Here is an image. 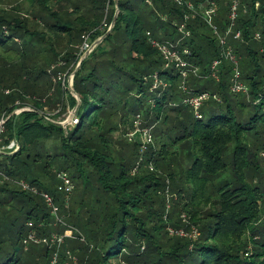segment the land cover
<instances>
[{"label": "trees", "instance_id": "obj_1", "mask_svg": "<svg viewBox=\"0 0 264 264\" xmlns=\"http://www.w3.org/2000/svg\"><path fill=\"white\" fill-rule=\"evenodd\" d=\"M22 1L0 0L2 139L20 146L0 161V264H264V0H237L228 34L232 0H185L196 13L175 0ZM153 43L175 46L185 79ZM75 70L78 99L59 80ZM202 94L196 115L183 101ZM71 112L76 125L56 123Z\"/></svg>", "mask_w": 264, "mask_h": 264}, {"label": "built area", "instance_id": "obj_2", "mask_svg": "<svg viewBox=\"0 0 264 264\" xmlns=\"http://www.w3.org/2000/svg\"><path fill=\"white\" fill-rule=\"evenodd\" d=\"M180 6H186L187 10H189L190 12H195L196 9L193 7L192 4L190 3H186L185 0H175ZM233 2L231 3V11L233 13L231 19H232V25L234 24L233 21H235L236 19V11L238 9V2L237 0H232ZM218 12V6L215 3H211L209 8L206 9L205 13H204V20L206 22V24L209 26V28L214 32L217 33V29L214 25V19L216 18ZM196 13V12H195ZM189 18V16H186L185 19L187 20ZM178 31L180 33H182L184 36L189 35L188 33H186L185 30V25H181L178 27ZM228 33H230V30L228 31ZM227 33V34H228ZM235 38H239V34L235 35ZM221 39V38H220ZM224 39V38H222ZM225 44V39L224 41H221V45ZM153 46L156 47L158 49V51L161 53V55L163 56L164 60L166 61L167 65L169 66L171 64L175 65V69L177 70V72L185 79L187 77V73H188V65L186 63V61H184V59L182 58V56L179 54V52H176L173 50V48L175 47L174 45L169 46V45H164V44H160V43H153ZM183 55H189V51L188 50H183ZM226 57H229L231 60H233V57L230 56L229 53L226 52ZM218 63L215 62L213 65V69H215L216 65ZM63 79L62 83L65 84L66 83V78H62L61 76H59V80ZM240 79V73L239 71H237L235 69L234 72V84L232 86V91L235 93H244L247 91V89L240 83L239 81ZM189 94V93H188ZM209 99V94H202L199 96H189L186 97L185 100L183 101L185 106L188 107H192L194 109V111L197 113L196 115H198V111L201 107V105L207 101ZM46 111V110H45ZM72 113L69 114V116ZM49 115V114H47ZM5 115H3L2 118H0V161H1V157L2 156H6V155H13L14 153L18 152L20 150V146L18 144V142L14 139L11 140L8 144H4L3 143V135L6 131L5 129ZM47 120H49V118H47ZM67 122L64 124H61L63 126H67V125H76L77 124V119L75 118V115L73 113V116L71 115L70 118H67ZM50 121V120H49ZM66 121V120H65ZM64 121V122H65ZM139 130V129H138ZM143 136H142V149L145 150L146 149V145L150 144L152 142V137L150 135V132L148 129H143L142 132ZM132 135H129V138H131ZM58 178L59 180H61V182H63V185L59 188V190H63L69 197V195L72 193L73 191V184L71 182V180L68 178V176L65 173H60L58 174ZM23 188L25 190L28 189V186L22 184ZM44 198L46 199V202L48 204V206L50 208H52V214L56 217H58L57 213H58V208L55 207V205L53 204L51 198L47 195H43ZM58 222H61L60 219H58ZM29 227H32V224H28ZM176 233L177 232H173ZM181 234H183V232H179ZM69 235H65V237H67ZM29 240L31 241H37V243L39 242V240H37L36 236L32 233L29 236ZM64 240V236L60 237V236H52L51 238V242L53 244L57 245V248L61 246V244L63 243ZM42 243H48V240L44 239L42 240ZM56 263V258L54 257L53 261L51 264H55Z\"/></svg>", "mask_w": 264, "mask_h": 264}, {"label": "rangeland", "instance_id": "obj_3", "mask_svg": "<svg viewBox=\"0 0 264 264\" xmlns=\"http://www.w3.org/2000/svg\"><path fill=\"white\" fill-rule=\"evenodd\" d=\"M16 2H18V3H20V4H24L25 5V7H26V3H24V1H20V0H4V2L2 3V5L1 6H3V7H5V8H7V7H11V6H13V5H15V4H17ZM22 8H24V7H22ZM232 15H233V13H232V11L230 12V14L228 15L229 17H228V23H229V25H228V31L230 30V29H233L232 27H231V25H232V19H231V17H232ZM111 27V26H110ZM104 28H105V26H104ZM104 28L103 29H100V31L103 33V31H104ZM110 29V28H109ZM228 33V32H227ZM101 39V38H100ZM99 39V40H100ZM99 40H97V41H99ZM96 41V42H97ZM95 42V43H96ZM94 43V44H95ZM94 44H92V46L94 45ZM92 46H90V45H85L84 47H83V53L85 54V53H87L89 50H90V48L92 47ZM67 75V74H66ZM66 75H61V77L62 78H66V83L65 84H63V85H69V83H70V79L72 78V75H73V73L72 74H70L68 77H66ZM6 94H8L9 93V91H6L5 92ZM48 112V111H47ZM72 114V116H73V112H71ZM71 115L69 116V114H65V116H63V117H60V119H58V120H56V123H58V124H64V123H66L68 120H67V118H70L71 117ZM10 118H9V116H7V114H6V117H5V123H6V121L7 120H9ZM63 120L65 121V122H63ZM139 170V164L135 167V168H133L132 169V171H131V173H133V174H136V172ZM150 170L151 171H153V168H150ZM60 174V173H59ZM67 176H68V174H66ZM68 178H69V176H68ZM70 179V178H69ZM71 180V179H70ZM72 182V181H71ZM72 184H73V182H72ZM63 185V182H61V185L60 186H62ZM73 186H74V184H73ZM74 189V188H73ZM63 191V190H62ZM65 193V192H64ZM66 194V193H65ZM73 195H74V193H72V195L70 196V198H69V200L71 201L72 200V197H73ZM66 196L68 197V195L66 194ZM50 197V196H49ZM168 197L170 198L171 197V195L170 194H168ZM51 198V197H50ZM51 200H52V198H51ZM53 202V201H52ZM170 204V203H169ZM183 218V221L186 219L184 216L182 217ZM70 233H68L67 235H69ZM57 236V235H56ZM61 237V236H60ZM63 237V236H62ZM78 245V244H77ZM71 257V256H70ZM72 257H73V261L75 262V263H78V258H77V256H75V255H72Z\"/></svg>", "mask_w": 264, "mask_h": 264}, {"label": "water", "instance_id": "obj_4", "mask_svg": "<svg viewBox=\"0 0 264 264\" xmlns=\"http://www.w3.org/2000/svg\"><path fill=\"white\" fill-rule=\"evenodd\" d=\"M117 2H118V0H116ZM118 13H119V9H118V5H116V13H115V16H114V19H113V22H112V25H111V27H110V29H109V32L111 31V29H112V27H113V25H114V23H115V21H116V19H117V17H118ZM104 38H101L99 41H97L91 48H90V50L87 52V53H85L84 54V56L82 57V59H81V61H80V63L98 46V44H100V42L103 40ZM80 63H79V65H78V67H77V69L79 68V66H80ZM76 71L77 70H75V72L73 73V75H72V78L70 79V83H69V89H70V91H71V93L78 99V97L76 96V93H75V91H74V88H73V79H74V75H75V73H76Z\"/></svg>", "mask_w": 264, "mask_h": 264}]
</instances>
